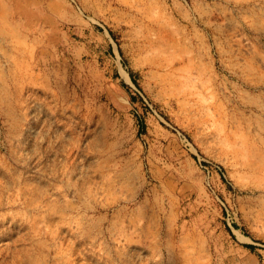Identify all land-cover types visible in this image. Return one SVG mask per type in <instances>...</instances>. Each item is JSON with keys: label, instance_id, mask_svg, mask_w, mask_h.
<instances>
[{"label": "rangeland", "instance_id": "obj_1", "mask_svg": "<svg viewBox=\"0 0 264 264\" xmlns=\"http://www.w3.org/2000/svg\"><path fill=\"white\" fill-rule=\"evenodd\" d=\"M0 264H264V0H0Z\"/></svg>", "mask_w": 264, "mask_h": 264}]
</instances>
